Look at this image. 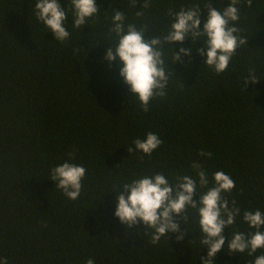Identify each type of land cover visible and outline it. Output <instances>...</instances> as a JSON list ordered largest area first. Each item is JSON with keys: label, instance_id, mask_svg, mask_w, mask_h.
<instances>
[{"label": "trees", "instance_id": "16d2710c", "mask_svg": "<svg viewBox=\"0 0 264 264\" xmlns=\"http://www.w3.org/2000/svg\"><path fill=\"white\" fill-rule=\"evenodd\" d=\"M36 2L0 0V258L8 264H201L207 249L192 223L195 210H188L185 224L183 214L174 217L183 240L169 232L157 244L142 223L126 229L114 216L123 184L156 173L171 184L185 175L198 184L194 162L206 172L208 187L218 171L234 181L224 196L230 206L236 202L241 216L223 230L225 244L231 232L250 231L243 211L264 212V0L251 7L241 0L236 26L247 42L222 74L198 55L203 41L166 45V95L151 100L147 112L120 78L119 61L105 60L116 44L109 32L114 10L124 13L126 24L147 27V42L167 35L169 10L199 5L202 30L209 0H151L147 10L144 0L135 8L129 0H96L99 14L79 29L70 0H59L70 33L63 43L36 18ZM210 2L221 11L229 4ZM168 47L173 53L191 49L192 55L173 64ZM149 132L163 141L151 156L127 152ZM64 162L86 169L74 201L50 180V169ZM199 199L195 193L194 202ZM254 258L225 247L214 264Z\"/></svg>", "mask_w": 264, "mask_h": 264}, {"label": "clouds", "instance_id": "9594fccd", "mask_svg": "<svg viewBox=\"0 0 264 264\" xmlns=\"http://www.w3.org/2000/svg\"><path fill=\"white\" fill-rule=\"evenodd\" d=\"M137 2L138 0H129L133 8L137 6ZM252 2L253 0H247V6L251 7ZM70 4L74 28H83L89 19L99 14L96 0H70ZM240 4L241 0H229L228 6L221 11L209 0L204 7L207 17L203 20L202 30L199 5L181 8L178 12L169 10L168 15L173 22L166 30L167 35L161 33L163 40L161 36H157L147 42L144 39L147 27L126 24L124 13L114 10L109 32L114 36L116 44L107 48L105 60L109 64L119 61L120 78L132 97L138 100L141 109L147 112L151 100L166 95L169 81L168 61L164 50L166 45L183 44L186 38L193 45L197 41H203L198 55L206 57V67L211 68L217 75L227 70L236 50L247 42L236 26L240 19ZM150 5L151 0H144L141 8L147 10ZM143 10L136 12L138 18L143 17ZM34 12L38 21L52 31L55 40L63 43L69 39L70 33L64 26L67 12L61 7L59 0H37ZM191 55V49L180 48L178 53H173L172 50L171 62L176 64L182 57L190 58ZM249 74L252 83L258 81L251 70ZM247 83L248 81H244V84ZM162 143L157 134L149 132L144 139L133 140V147H129L127 152L131 154L137 151L151 156ZM200 155L211 158L212 154L202 151ZM69 159H74V154H69ZM191 167L198 176V184L196 179L187 175L177 177L176 183L171 184L162 173L123 184L116 191L118 195L114 216L126 229L142 223L143 233L151 234L152 243L157 244L169 232L180 233L174 217L183 214L182 220L185 224L189 219L188 210L193 209L196 211V219L192 223L199 227L200 244L207 249L206 257H201V264H214L217 254L225 247L230 253L255 257L248 264H264V255L259 254L264 251V212L258 209L243 211V222L250 231L231 232V238L226 245L223 230L226 227L231 228L241 216V209L236 202L232 201L230 206L224 196L234 189V181L228 174L218 171L213 175V186L208 187V177L201 164L194 162ZM85 175L86 169L83 166L70 162L50 169V180L55 183V188L62 190L73 201L81 194ZM198 188L207 190L202 192ZM195 193L200 195L198 203L193 200ZM183 238V233L177 235L178 241ZM0 264H8L7 258H0ZM86 264L95 262L88 259Z\"/></svg>", "mask_w": 264, "mask_h": 264}]
</instances>
